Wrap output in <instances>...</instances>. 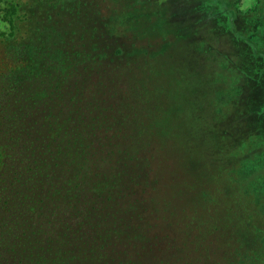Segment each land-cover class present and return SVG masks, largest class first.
<instances>
[{
	"label": "trees",
	"instance_id": "1",
	"mask_svg": "<svg viewBox=\"0 0 264 264\" xmlns=\"http://www.w3.org/2000/svg\"><path fill=\"white\" fill-rule=\"evenodd\" d=\"M244 1L0 0L10 36L58 12L46 72L15 85L23 107L63 104L29 132L27 167L1 193L0 264H264V0ZM199 79L209 112L175 130ZM90 127L104 131L93 145Z\"/></svg>",
	"mask_w": 264,
	"mask_h": 264
},
{
	"label": "rangeland",
	"instance_id": "2",
	"mask_svg": "<svg viewBox=\"0 0 264 264\" xmlns=\"http://www.w3.org/2000/svg\"><path fill=\"white\" fill-rule=\"evenodd\" d=\"M252 1L253 0H245L243 7L246 8L247 4H251ZM50 9L51 8H48L47 11H40V13L34 16L35 22L31 29L27 26L24 27L20 25L18 27V31L15 33L14 36L9 35L11 32L8 31L9 26L7 23L1 20L2 15H0V31H8L7 35H0V141L6 140V137L8 138L5 141V147H8H6L5 149L6 160H4V162L6 163L5 166H12V168H10V172L4 178H2V181L0 182L1 201L3 199V195H1L3 189L6 190L5 187L7 186V184H9V182H11V180L14 179L15 175L21 173L23 169L27 167V164L29 162L28 157H30L29 150L27 151L24 149L23 156L21 157V154H19V152L23 148L24 143L30 140V138L27 136L29 132L31 133V135H34L35 131L37 130L35 129L36 126L38 124L41 125L44 118H46L50 114L53 117H57L63 110V104H55V101H49L48 104L43 103V105L39 103L29 106L30 104H28L23 107L20 95H17V85H15L19 82L21 74L36 76L46 72L48 63L47 61L45 63L42 56L45 55L48 47L55 40V35L53 34L54 28L51 25V20L55 19V16L58 15V12L56 10L50 11ZM184 43L185 42L180 40L178 44ZM141 45H147V50H151L152 52H154V54H157L158 52L162 53L161 47L163 48V45H160L158 43H154L151 41L147 42V44L146 42H144ZM227 49L228 51L232 50L231 45L229 43L227 45ZM160 62L164 63L163 60ZM192 70L194 69H188L186 71L185 77H192ZM196 71L199 72L198 69H196ZM81 72L82 70L76 73L77 77L80 79L85 78V74L82 73L81 75ZM87 78L88 80H92V76L90 75H88ZM39 79L40 80L37 81L41 83L45 80V78ZM201 81L204 80L199 79L198 82L201 88V93L194 97L191 96L193 99H190L188 96V98L192 100L190 103L191 107H189V105L183 104L177 106V108L181 107L182 112L180 111L179 114H175V130H177L176 127L183 125L184 122L188 124V121L186 120H189L191 124L198 123L200 122V120L203 121V119H198L197 115L202 113V111L209 112V106L211 105L210 103L212 101V97L206 93V90L209 88V86L202 84ZM91 92V97L95 98L96 100H102L107 98L105 96L102 97V95H98L97 92H95V89H91ZM110 100L113 102L112 99ZM66 102L67 100H65V103ZM112 102L105 103L106 107L107 105H111ZM101 103L103 102L101 101ZM67 107L65 108L64 114H67L68 117L72 115L74 116L75 112H72V109H74V103H71ZM17 113H23L24 115H18V117H16L17 119H12V117ZM114 117L115 113L113 115L111 113H108L105 118L102 117L100 119L101 121H99V124L104 127V130H107V128L110 127ZM90 130L93 129L90 127L86 132L87 134H90L87 135L88 145H93V141L97 140L98 138L99 140L103 139V130L100 132H96L97 135L95 138H92ZM103 157H108L107 152L104 153V155H95L93 160L101 161ZM9 186L10 185L7 186V191L10 188ZM185 193L186 194L183 195L186 196L184 197V203L183 199L181 200L182 196L180 195H177L172 199V210L177 211V208L189 204L191 193H188L187 191H185ZM159 196L160 195L156 196V198L160 201L162 200V198H159ZM150 222L153 224L156 223V221L152 220V218Z\"/></svg>",
	"mask_w": 264,
	"mask_h": 264
}]
</instances>
